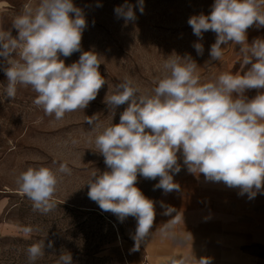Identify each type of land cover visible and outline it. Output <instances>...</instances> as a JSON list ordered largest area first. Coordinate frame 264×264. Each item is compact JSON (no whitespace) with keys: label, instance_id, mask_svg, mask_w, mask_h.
Wrapping results in <instances>:
<instances>
[{"label":"clouds","instance_id":"obj_1","mask_svg":"<svg viewBox=\"0 0 264 264\" xmlns=\"http://www.w3.org/2000/svg\"><path fill=\"white\" fill-rule=\"evenodd\" d=\"M137 7L142 14L144 0H138ZM133 9L125 0L114 12L127 24L136 20ZM188 24L201 40L205 32L216 34L209 63L223 58L222 45H239L242 67L249 66L247 70L222 73L201 83L199 66L191 55L173 53L165 59L150 92H142L126 77L114 85L111 95L106 94L110 124H102L98 114L85 120L90 131L99 130L89 142H94L95 152L104 157L108 169L91 173L88 198L121 223L135 218L134 251L149 236L156 216L155 202L136 186L138 176L159 178L154 190L179 191L174 181V174L181 171L178 153L187 171L203 174L206 181L238 188L250 199L264 189V38L251 43L247 39L250 27H264V0H214L208 15H194ZM86 27L84 10L73 0H27L11 30H0V70L6 77L0 96L14 99L18 87H30L36 93L33 103L56 121L66 113L87 108L108 82L99 71L100 56L82 50ZM193 46L203 55L202 43ZM76 52L81 53L76 62L66 65L61 59ZM253 89L257 94L249 98L246 92ZM125 104L119 123H113L116 109ZM70 172L67 163H59L56 170L29 167L16 176L15 183L34 211L47 214L56 207L58 173ZM161 207L164 215L176 211L171 206ZM176 216L160 227L162 237L175 238ZM39 230L24 228L25 234ZM52 246L49 241L47 247ZM45 247L44 239L27 247L29 264L45 255ZM56 264H72L71 254L62 252ZM165 264H211V258L197 259L192 253L169 258Z\"/></svg>","mask_w":264,"mask_h":264},{"label":"rangeland","instance_id":"obj_2","mask_svg":"<svg viewBox=\"0 0 264 264\" xmlns=\"http://www.w3.org/2000/svg\"><path fill=\"white\" fill-rule=\"evenodd\" d=\"M26 2L0 0V30H11L14 17ZM127 2L134 6L136 20L126 24L114 12L125 0H73L84 10L87 21L82 50H92L100 56L99 71L108 82L87 108L66 113L62 120L56 121L33 103L36 93L30 87H18L14 99L4 100L0 96V264H29L26 249L41 239L45 240V255L35 264H56L62 252L71 254L72 264L144 261L143 250H133L135 218L128 217L121 223L88 198L91 173L108 169L104 157L95 152L94 142H89L99 130L90 131L86 116L98 114L102 124H110L112 115L104 102L106 94L111 95L114 85L126 77L142 92H150L161 76L165 59L173 53L182 57L191 55L199 66L201 83L215 79L222 69L215 71V61L209 63L216 34L205 32L201 40L188 24L194 15H208L214 0H144L142 14L137 7L138 0ZM12 34H17L15 29ZM196 42L203 44V55L197 54L193 46ZM227 46L222 45L223 51ZM80 54L76 52L61 59L69 65L78 61ZM4 84L6 77L0 70V93ZM126 107L127 104L116 109L113 123H119L120 113ZM178 156L180 174L187 169L182 155L178 153ZM59 163H67L71 172L58 173L56 207L47 214L34 211L32 202L19 191L16 176L29 167L46 166L56 170ZM158 182L159 178L150 180L138 176L136 186L146 197L155 200L161 191L154 190ZM25 227L40 230L25 234ZM49 241L51 248L47 247Z\"/></svg>","mask_w":264,"mask_h":264},{"label":"crops","instance_id":"obj_3","mask_svg":"<svg viewBox=\"0 0 264 264\" xmlns=\"http://www.w3.org/2000/svg\"><path fill=\"white\" fill-rule=\"evenodd\" d=\"M256 38H264V27L247 30L249 43ZM247 67H242L239 45L233 44L227 46L223 58L213 65L215 71L222 69L221 74L243 73ZM256 94L255 89L246 92L249 98ZM174 181L179 184V191L164 193L161 189L153 200L156 216L149 236L140 246L144 261L139 264H165L169 258L192 253L197 259L211 258V264H262L264 189L250 199L246 193L241 195L238 188L206 181L203 174L196 176L187 170L175 175ZM161 204L176 211L164 215ZM175 216L178 220L172 230L175 238L162 237L160 227Z\"/></svg>","mask_w":264,"mask_h":264},{"label":"built area","instance_id":"obj_4","mask_svg":"<svg viewBox=\"0 0 264 264\" xmlns=\"http://www.w3.org/2000/svg\"><path fill=\"white\" fill-rule=\"evenodd\" d=\"M262 264H264V259H262Z\"/></svg>","mask_w":264,"mask_h":264}]
</instances>
